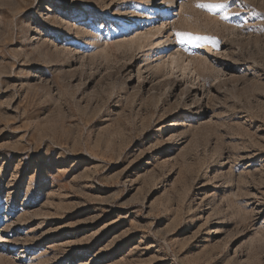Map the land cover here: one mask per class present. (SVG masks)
Here are the masks:
<instances>
[{"label": "rangeland", "instance_id": "obj_1", "mask_svg": "<svg viewBox=\"0 0 264 264\" xmlns=\"http://www.w3.org/2000/svg\"><path fill=\"white\" fill-rule=\"evenodd\" d=\"M147 1L0 0V264H264V0Z\"/></svg>", "mask_w": 264, "mask_h": 264}, {"label": "bare ground", "instance_id": "obj_2", "mask_svg": "<svg viewBox=\"0 0 264 264\" xmlns=\"http://www.w3.org/2000/svg\"><path fill=\"white\" fill-rule=\"evenodd\" d=\"M159 2H160V5H162V6H164L165 4H166V1L165 0H158ZM142 2L144 3V2H148L147 0H142ZM151 2V6L150 7H148L147 8V11H149V10H151V8H153L154 6H155V3L151 0L150 1ZM149 2V3H150ZM176 4H177V2L175 1V0H170V2H169V6L168 7H165V8H163L162 10H161V12H156V13H144V14H142L143 16H146V18H147V20H149V18L153 15V16H155V18H152L153 19V21H155L156 19H160V20H162V19H165L164 17H166V16H168V15H170V14H173V12H174V10H177L178 8H179V6L177 7V8H175L174 10H172L175 6H176ZM83 13H85V12H83ZM132 13H134V12H132ZM135 15H136V13H135ZM143 16H142V18H143ZM143 20L144 19H141V17L140 16H136L133 20H130L122 29L123 30H131V29H134V28H136V29H138V27H139V24H142V22H143ZM146 20V19H145ZM163 23H164V21H163ZM157 29L155 30V32L153 33V36H162L161 38H165V36H168L167 35V33H165L164 34V31H162L161 29V27H156ZM208 35V34H207ZM211 35V41H210V43L212 42V40L214 39L213 38V36H217L218 35V33L217 34H210ZM210 35H208V36H210ZM218 38V37H217ZM219 39V38H218ZM210 40V39H209ZM214 41V40H213ZM133 42V41H132ZM169 39H165V40H163V41H160V43H159V46H158V48H162V49H164V48H166L168 45H169ZM209 42V41H208ZM214 43V42H213ZM130 45V44H129ZM141 45V44H140ZM151 45V41L150 40H146V44L144 45V46H150ZM215 46V45H214ZM151 58V53H147L146 55H145V61H146V63H145V65H147L149 68H151V66H150V61H149V59ZM196 112V111H195ZM193 119V118H192ZM8 239V238H7ZM3 241H7V242H9V243H11V244H13V245H15V244H17V243H15L14 241H10V240H6L5 238H3V237H0V242H3ZM30 244V243H29ZM18 245V244H17ZM22 252H27L28 251V249L26 248V247H23L22 249ZM38 253V252H37ZM0 255H1V253H0ZM3 255V254H2ZM2 260V256H0V261ZM4 260V259H3Z\"/></svg>", "mask_w": 264, "mask_h": 264}, {"label": "snow or ice", "instance_id": "obj_3", "mask_svg": "<svg viewBox=\"0 0 264 264\" xmlns=\"http://www.w3.org/2000/svg\"><path fill=\"white\" fill-rule=\"evenodd\" d=\"M197 7L207 9L209 12H215L216 10L225 9L227 5L225 3H200ZM224 19H228V13L225 12L223 15ZM207 36L194 35L190 32H177L176 40L182 45H199L201 42L209 40Z\"/></svg>", "mask_w": 264, "mask_h": 264}]
</instances>
